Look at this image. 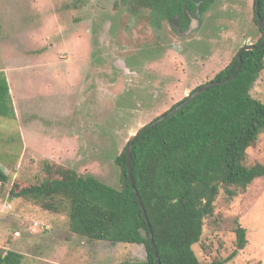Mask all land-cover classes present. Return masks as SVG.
I'll use <instances>...</instances> for the list:
<instances>
[{"label":"rangeland","instance_id":"rangeland-1","mask_svg":"<svg viewBox=\"0 0 264 264\" xmlns=\"http://www.w3.org/2000/svg\"><path fill=\"white\" fill-rule=\"evenodd\" d=\"M254 1L212 0L204 12L196 2L182 28L178 17L152 22L137 0H0V72L15 111L0 117V250L21 264L144 261L142 245L71 233L65 204L52 212L10 190L54 179L57 167L120 189L116 158L130 138L261 36ZM250 95L264 103V69ZM243 164L264 165V129ZM237 225L246 245L225 264H264V177L233 197L219 189L192 246L198 261L225 260Z\"/></svg>","mask_w":264,"mask_h":264},{"label":"trees","instance_id":"trees-1","mask_svg":"<svg viewBox=\"0 0 264 264\" xmlns=\"http://www.w3.org/2000/svg\"><path fill=\"white\" fill-rule=\"evenodd\" d=\"M137 1L150 10L152 22L178 17L185 28V11L191 13L195 3L200 2L199 10L204 12L212 0ZM259 12L264 21V0H259ZM253 21L256 24L254 3ZM258 29L261 36L255 46L264 38V29ZM237 66L234 56L211 81L229 78ZM263 69L264 44L254 51H243L240 69L233 80L210 87L162 122L145 132H140L141 128L133 139L131 177L160 264H225L245 247V230L237 225L236 248L225 260L201 263L192 250L200 239L203 219L213 212L219 189L224 187L228 197H233L255 179L264 177V165L243 164L246 150L256 143L264 129V103L250 95ZM0 117H15L3 72H0ZM125 148L126 145L116 158L120 189L90 175L80 176L57 167L54 179L17 190L13 187L10 195L41 200L42 208L52 212L60 211L65 204L69 230L75 235L111 244L143 246L144 261L119 264H156L145 219L127 181ZM7 180L0 169V183ZM21 260L20 253L0 250V264H21Z\"/></svg>","mask_w":264,"mask_h":264},{"label":"water","instance_id":"water-1","mask_svg":"<svg viewBox=\"0 0 264 264\" xmlns=\"http://www.w3.org/2000/svg\"><path fill=\"white\" fill-rule=\"evenodd\" d=\"M254 14H255V19H256V24L259 28L261 29H264V21L262 20L261 18V15H260V12H259V0H255L254 1ZM264 44V38L263 40L259 43L258 46H255L253 44H249V45H244V46H241L237 52H236V55H235V58L237 59L238 61V66H237V69L236 71L227 79L223 80V81H208L202 85H200L199 87H197L196 89H194L191 93H189L185 99L181 100L179 103H177L172 109L166 111L165 113H163L162 115L158 116L156 119H154L152 122H150L149 124H147L145 127L142 128V130L140 132H145L146 130L150 129L152 126L162 122L163 120H165L166 118H168L169 116L175 114L178 110H180L181 108H183L187 103H189L191 100H193L195 97H197L199 94H201L202 92H204L205 90L209 89L210 87L212 86H218V85H221V84H225V83H228L230 82L231 80H233L237 74V72L239 71L240 69V66H241V53L243 51H254L256 50L259 46L263 45ZM139 133H136L135 135L132 136V139H130L126 145V148H125V155H126V169H127V181H128V184L130 186V188L132 189V192L135 196V199L137 201V204L142 212V215L145 219V223H146V227L148 229V238H149V242H150V246L152 248V252H153V255H154V258H155V261H156V264H160L159 262V259H158V254H157V251L155 249V246H154V243H153V238H152V233H151V230H150V225H149V222H148V219L146 217V214H145V211L142 207V204H141V201L139 199V196L137 194V191L135 190L134 188V185H133V181H132V177H131V158H130V155H131V148H132V142H133V139L136 138L138 136ZM123 184H125V181H123Z\"/></svg>","mask_w":264,"mask_h":264}]
</instances>
